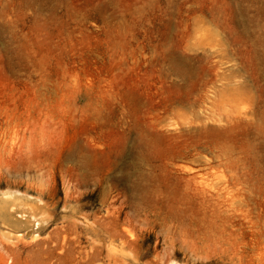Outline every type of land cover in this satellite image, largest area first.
Returning <instances> with one entry per match:
<instances>
[{"label": "rangeland", "instance_id": "374dc122", "mask_svg": "<svg viewBox=\"0 0 264 264\" xmlns=\"http://www.w3.org/2000/svg\"><path fill=\"white\" fill-rule=\"evenodd\" d=\"M0 264H264V0H0Z\"/></svg>", "mask_w": 264, "mask_h": 264}, {"label": "bare ground", "instance_id": "6f19581e", "mask_svg": "<svg viewBox=\"0 0 264 264\" xmlns=\"http://www.w3.org/2000/svg\"><path fill=\"white\" fill-rule=\"evenodd\" d=\"M235 36H236V35H235ZM173 59H174V57H173ZM173 69H174V73H175V74H180L178 69H176L175 67H174ZM83 158H84V157H83ZM88 158H89V157H88ZM80 160H81V159H80ZM85 161H86V157H85ZM89 161H90V160H89ZM81 164H82V162H81ZM81 164H80V166H81ZM77 165H78V164H77ZM87 165H88V164H87ZM90 165H91V164H90ZM84 166H85V165H84ZM92 166H93V165H92ZM94 166H95V165H94ZM90 167H91V166H90ZM82 168H83V167H82ZM85 168H86V167H85ZM87 168H89V166H88ZM95 169H96V168H95ZM93 171H94V168H93ZM80 172H81V171H80ZM95 172H96V171H95ZM82 173H83V172H82ZM92 174H93V173H92ZM85 175H86V174H85ZM85 175H84V176H85ZM84 176H83V177H84ZM84 178H85V177H84ZM86 178H87V177H86ZM85 181H87V180H85ZM104 188H105V187H104ZM105 190H106V189H105ZM103 191H104V190H103ZM89 192H91V191H89ZM102 195H103V194H102ZM76 198H77V197H76ZM99 198H100V197H99ZM77 200H79V199H77ZM99 203H100V202H99ZM78 206H79V205H78ZM71 221H72V220H71ZM73 222H74V221H73ZM109 222H110V221H109ZM91 223H92V222H91ZM106 223H108V222H106ZM100 224H101V223H100ZM100 224H99V225H100ZM114 224H115V223H114ZM114 224H113V225H114ZM92 225H93V223H92ZM102 225H104V222H103ZM111 227H112V226H111ZM113 229H114V227H113ZM107 232H108V231H107Z\"/></svg>", "mask_w": 264, "mask_h": 264}]
</instances>
